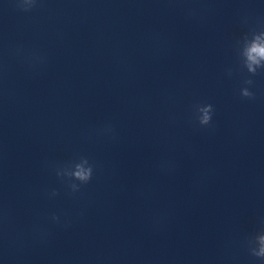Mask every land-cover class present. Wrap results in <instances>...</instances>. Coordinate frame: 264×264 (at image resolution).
Returning <instances> with one entry per match:
<instances>
[{
  "label": "clouds",
  "instance_id": "obj_1",
  "mask_svg": "<svg viewBox=\"0 0 264 264\" xmlns=\"http://www.w3.org/2000/svg\"><path fill=\"white\" fill-rule=\"evenodd\" d=\"M38 0H14L17 10L30 12L37 6ZM239 57L243 68L251 75H256L258 69H264V31H253L246 34L239 42ZM244 83L251 85L253 81L247 79ZM240 95L246 98H253L254 93L248 88H241ZM214 108L210 103H198L194 105L193 118L201 127H207L212 122ZM105 132H111V126L104 129ZM94 166L86 157H80L78 162L66 165L57 170V176L66 178L67 186L73 193L80 191L82 185L88 184L93 177ZM78 182V183H77ZM52 196L58 195L53 190ZM52 219L59 222V217L53 215ZM248 252L252 257L257 258L264 264V228L247 239Z\"/></svg>",
  "mask_w": 264,
  "mask_h": 264
}]
</instances>
